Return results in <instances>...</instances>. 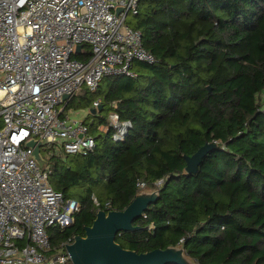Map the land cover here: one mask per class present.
I'll list each match as a JSON object with an SVG mask.
<instances>
[{"label":"trees","instance_id":"16d2710c","mask_svg":"<svg viewBox=\"0 0 264 264\" xmlns=\"http://www.w3.org/2000/svg\"><path fill=\"white\" fill-rule=\"evenodd\" d=\"M128 23L155 63L137 61V78L104 77L67 103L88 110L87 154L41 148L53 189L79 204L70 226L48 228L51 251L85 235L99 210L159 189L140 228L116 236L122 247L180 246L196 264H264V0H141ZM84 47L76 59H89ZM111 111L132 122L125 141L113 138ZM207 144L189 173L185 157Z\"/></svg>","mask_w":264,"mask_h":264},{"label":"built area","instance_id":"2783aa9c","mask_svg":"<svg viewBox=\"0 0 264 264\" xmlns=\"http://www.w3.org/2000/svg\"><path fill=\"white\" fill-rule=\"evenodd\" d=\"M140 3L0 0V264H72L67 246L74 238L51 251L48 228L70 226L79 204L53 189L51 169L39 165L27 143L45 140L57 152L83 155L95 147L65 97L83 87L95 91L107 76L137 78V61L155 63L127 21ZM78 45L89 46L88 60L74 57ZM109 121L113 138L125 141L132 122L117 111Z\"/></svg>","mask_w":264,"mask_h":264},{"label":"water","instance_id":"95a60500","mask_svg":"<svg viewBox=\"0 0 264 264\" xmlns=\"http://www.w3.org/2000/svg\"><path fill=\"white\" fill-rule=\"evenodd\" d=\"M84 45H78L80 52ZM72 96H66L70 101ZM102 106L92 112H100ZM47 144L45 140L31 139L27 145L33 148V155L42 168H46V160L41 148ZM212 145L201 147L192 156H186L187 171L196 173L205 154ZM159 189L140 191L133 201L123 210H99L93 224L86 227L85 235H77L74 242L67 246L72 264H196L186 254L183 247H167L138 253L122 247L116 236L120 232L136 231L140 227L134 222L159 198Z\"/></svg>","mask_w":264,"mask_h":264},{"label":"rangeland","instance_id":"374dc122","mask_svg":"<svg viewBox=\"0 0 264 264\" xmlns=\"http://www.w3.org/2000/svg\"><path fill=\"white\" fill-rule=\"evenodd\" d=\"M133 16L132 15H130L129 17H128V20L130 21V19L132 18ZM127 20V21H128ZM77 101H78V98H75ZM79 107H76L75 109H78ZM84 111L85 110H81V109H78V110H73V111H71L72 112V115L73 116H75V117H81L82 115H83V113H84ZM92 122V121H91ZM62 250L61 249H59L58 250V252H61Z\"/></svg>","mask_w":264,"mask_h":264},{"label":"crops","instance_id":"0c3cea01","mask_svg":"<svg viewBox=\"0 0 264 264\" xmlns=\"http://www.w3.org/2000/svg\"><path fill=\"white\" fill-rule=\"evenodd\" d=\"M68 111H73V109H69ZM87 115H88V110L87 111L85 110L83 115L81 117H78V118L84 121V119L86 118Z\"/></svg>","mask_w":264,"mask_h":264}]
</instances>
